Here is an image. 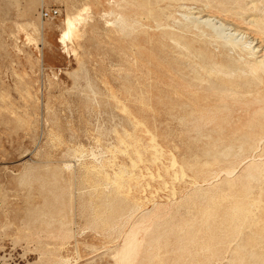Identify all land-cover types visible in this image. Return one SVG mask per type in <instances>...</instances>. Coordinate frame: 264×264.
Segmentation results:
<instances>
[{
  "label": "rangeland",
  "instance_id": "374dc122",
  "mask_svg": "<svg viewBox=\"0 0 264 264\" xmlns=\"http://www.w3.org/2000/svg\"><path fill=\"white\" fill-rule=\"evenodd\" d=\"M199 11L264 33V0H0V264H264V96L174 94Z\"/></svg>",
  "mask_w": 264,
  "mask_h": 264
},
{
  "label": "bare ground",
  "instance_id": "6f19581e",
  "mask_svg": "<svg viewBox=\"0 0 264 264\" xmlns=\"http://www.w3.org/2000/svg\"><path fill=\"white\" fill-rule=\"evenodd\" d=\"M134 5H136V3ZM203 12L204 11L196 12L197 13L196 17L191 18V19L187 20L186 22H183L181 25L179 24L180 27L179 28L177 27L178 28L177 32H173L170 34L166 33L165 35L173 36L174 38H172V40L175 41V43H174L175 47H171L172 52L175 54V58L170 59V62H171L170 66H171L172 72H173L172 73V79H173L172 81L176 85L175 88L172 86V88H174V94L177 96V98L179 100H184V99L189 100L190 103L188 104L187 107L192 111V113H198L200 115L199 116L200 121L207 120V123L212 125L214 122V119L213 118L207 119L206 116H208L211 113L224 111L226 108L225 107L226 105L222 106V105H219L218 103H226L227 101L230 100L231 97H235V96H251V97L253 95H259V96L263 95L264 96V33L262 31H260L259 28L250 29L249 26H248V28L246 27L244 33H242L238 29L233 27L235 25H238L239 23H236L235 21L233 23H231V21L229 22V21H227V19L226 20L222 19V17H220L219 15H214V14H211L209 12H207L206 14H203ZM250 17H251V15H250ZM258 17H260V16H258ZM151 18H152V16H151ZM154 18H153V20H154ZM250 20H252V19H250ZM257 20H259V19L257 18ZM71 22H72L71 18H67L68 30L66 32V39L69 41L72 40V30L69 28ZM247 24H246V26H247ZM261 26H262V23H261ZM263 26H264V23H263ZM240 36H242V37L239 39ZM246 36H251V40L246 39ZM244 38H245V41H243ZM180 39L183 40L184 42H182ZM163 44H165V43H163ZM158 47H160V46H158ZM166 48H169V47H166ZM216 49H218L217 53L215 52ZM163 57H164V55H163ZM157 82H159V81H157ZM161 84H163V83H161ZM182 90H185L187 93H182L181 92ZM190 93H192V94H190ZM160 98H161V96H160ZM246 99H248V98H246ZM201 100H203L205 102L201 104ZM238 100H239V98H238ZM258 100H259V98H258ZM160 101H158V102L160 103ZM247 101H249V100H247ZM260 101L262 102V100H260ZM211 102L214 104H212ZM215 104H218V105H215ZM175 107L173 108V110L180 112L181 109H176ZM162 108H163V106H162ZM155 110H157V109H155ZM161 114H162V112H161ZM248 122L251 123V121H248ZM221 124H222V122H221ZM248 126H249V124H248ZM185 128H186V126H185ZM210 128H212V127H210ZM220 128H222V127H220ZM233 128H234V125H233ZM224 129H225V127H224ZM261 137H262V135H261ZM260 143H261V141H260ZM257 145H258V143H257ZM170 154H172V153H170ZM262 159H264V158H262ZM172 164L173 163H171V165ZM172 167H173V165H172ZM256 167H258V165H256ZM249 170H251V169H249ZM252 177H250V178H252ZM241 184H242V182H241ZM117 185H120V184H117ZM106 187H108V185ZM235 189H237V188H235ZM244 191H245V189H244ZM251 191H252V189H251ZM259 191H261V190H259ZM228 202H230V201H228ZM256 202H257V200H256ZM242 206H241V209H242ZM236 207H237V205H236ZM239 208H240V206H239ZM120 210H121V208H120ZM247 210L249 211V209H247ZM100 219H101V222H103L102 218H100ZM103 219H105V218H103Z\"/></svg>",
  "mask_w": 264,
  "mask_h": 264
},
{
  "label": "built area",
  "instance_id": "2783aa9c",
  "mask_svg": "<svg viewBox=\"0 0 264 264\" xmlns=\"http://www.w3.org/2000/svg\"><path fill=\"white\" fill-rule=\"evenodd\" d=\"M55 15H58V12L54 11V10L42 12V18H44V19H51V18L55 17Z\"/></svg>",
  "mask_w": 264,
  "mask_h": 264
}]
</instances>
